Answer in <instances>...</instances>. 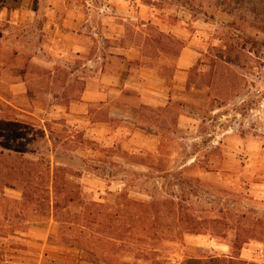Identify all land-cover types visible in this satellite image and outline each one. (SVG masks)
<instances>
[{"label":"rangeland","instance_id":"rangeland-1","mask_svg":"<svg viewBox=\"0 0 264 264\" xmlns=\"http://www.w3.org/2000/svg\"><path fill=\"white\" fill-rule=\"evenodd\" d=\"M24 3V25L0 22V264H264V0H66L83 12L69 28L56 0ZM133 45L166 78L183 48L199 54L195 129L177 131L175 104L153 154L91 135L74 110L99 49ZM57 169L56 211L25 207L18 183Z\"/></svg>","mask_w":264,"mask_h":264},{"label":"crops","instance_id":"crops-1","mask_svg":"<svg viewBox=\"0 0 264 264\" xmlns=\"http://www.w3.org/2000/svg\"><path fill=\"white\" fill-rule=\"evenodd\" d=\"M58 1L52 8L47 7L52 18L64 19L62 26L67 28L73 26V22L80 24L78 19H83L82 7L66 8V0H60L61 4ZM19 3L14 7L10 0H5L0 7V22L24 25L29 20V13H26L28 6L24 0ZM85 5L87 11H93L92 0H85ZM121 8L124 15L130 16L127 6L122 5ZM86 22L89 23V20L85 19ZM140 49L136 45L117 51L101 47L95 63L97 76L87 82L82 102L75 105L74 110L85 112L91 135L97 134L94 129L99 128L103 135L127 138L123 147L126 152L153 154L160 150L165 133L171 127L170 111L175 104L180 109L172 117L175 118L177 131L186 135L195 129L196 121L185 109L197 106L192 95L204 96L189 88V71L197 65L199 54L190 47L183 48L177 58L176 70L171 78H166L143 64L136 65V62L144 61ZM11 90L23 93L25 84L12 85ZM95 106L100 108L92 115L91 108ZM100 110H103V119L97 120Z\"/></svg>","mask_w":264,"mask_h":264},{"label":"trees","instance_id":"trees-1","mask_svg":"<svg viewBox=\"0 0 264 264\" xmlns=\"http://www.w3.org/2000/svg\"><path fill=\"white\" fill-rule=\"evenodd\" d=\"M79 142H81L82 145L86 144H91V141H88L83 138L82 134H79L78 137ZM59 169L55 170L52 172L53 177L49 180L46 184V187L40 188L39 185H34L29 181H24L18 183L21 189V196L22 199L24 200V205L25 207H30L32 206H37L36 204L38 203V199H47L48 202L46 203V210L48 213H52L56 211L58 208V195L61 193L58 189V181H57V175H55V172L58 171ZM46 174L49 176L50 175V169L48 168V171ZM55 175V176H54ZM5 185V184H4ZM77 189L79 188L78 186L76 187ZM69 194H72L70 196H67V198L63 199L66 201L68 204H74L75 203V193L69 192ZM52 199V200H51ZM52 202V203H51ZM38 210V209H35Z\"/></svg>","mask_w":264,"mask_h":264}]
</instances>
